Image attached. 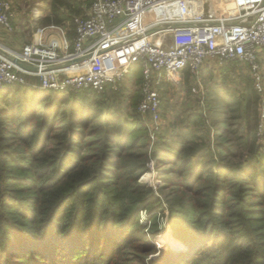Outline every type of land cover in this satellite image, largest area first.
I'll use <instances>...</instances> for the list:
<instances>
[{
	"label": "trees",
	"instance_id": "trees-1",
	"mask_svg": "<svg viewBox=\"0 0 264 264\" xmlns=\"http://www.w3.org/2000/svg\"><path fill=\"white\" fill-rule=\"evenodd\" d=\"M73 5L53 0L44 24L65 25L73 17L66 10L77 13ZM85 92L51 95L18 84L0 90V264H137L129 251H140L145 263L157 247L146 235L138 239L135 224L142 210L162 207L154 189L137 183L150 146L151 157L172 165L165 178L193 200L170 206V227L189 244L175 262L264 264V151L256 137L247 163H234L230 151L215 157L195 133L152 143L135 115L125 120L105 111L102 95ZM185 126L205 127L193 119ZM121 227L139 235L121 239Z\"/></svg>",
	"mask_w": 264,
	"mask_h": 264
},
{
	"label": "built area",
	"instance_id": "built-area-1",
	"mask_svg": "<svg viewBox=\"0 0 264 264\" xmlns=\"http://www.w3.org/2000/svg\"><path fill=\"white\" fill-rule=\"evenodd\" d=\"M222 1L93 0L87 15L75 18V36L65 52L57 43H30L11 55L0 54V90L18 84L102 95L140 65L137 110L157 128L166 82L179 83L184 71L199 82L211 61L244 65L261 96L262 135L264 0H233L230 10ZM15 18L13 2L0 0V25L12 32Z\"/></svg>",
	"mask_w": 264,
	"mask_h": 264
},
{
	"label": "rangeland",
	"instance_id": "rangeland-1",
	"mask_svg": "<svg viewBox=\"0 0 264 264\" xmlns=\"http://www.w3.org/2000/svg\"><path fill=\"white\" fill-rule=\"evenodd\" d=\"M11 1L16 13L13 22L14 30L12 32L4 30L0 34V40L3 39V41H0V54L6 55L21 50L4 47L2 45L4 42L7 45H12L17 41L23 46L31 43L28 35L37 32L39 27L42 26L37 25V21H40V24L44 23V19L51 14L53 0ZM70 1L74 3L73 9L77 10V13H74L72 9L66 10L73 16V20L69 21L71 26L69 33L74 35L75 18L86 16L93 0ZM225 1L228 2L227 4L231 3V6L223 5L224 9L233 8V0H224L222 1L223 4ZM23 28L29 32H24ZM224 68L225 66H220L216 61H211L202 70L203 75L199 82L187 74H182L177 84L166 82L162 91L164 104L162 107V120L160 125L156 126L157 128L153 126L148 117H144L137 111L142 82L141 69L139 68L133 67L131 73L119 84L117 89L110 88L105 94H102L100 105L105 111L114 113L125 120H132L135 115V118H138V121L146 128L152 143H156L160 136L178 140L180 139L177 137L178 132L195 133L201 139L202 136L207 139L208 146L212 148L211 153L215 157L220 153L228 155V151H230L237 155V157L233 156V159L231 158L234 163H247L251 158L250 149L255 137L256 143L259 146L262 145L264 151V133L258 135L261 96L255 89L247 67L244 65H231ZM31 81L37 83L36 79H31ZM49 93L55 95L56 92L49 91ZM70 93L87 94L88 92L73 91L67 92L66 95ZM248 107H250L249 110ZM188 119L203 120L205 127L203 129L187 127L185 121ZM223 128L227 130L223 131ZM222 144L226 145L227 148L222 150L219 147ZM147 151L149 154L148 170L140 175L137 183L154 189V192L162 200V207L156 212L153 209L142 210L139 222L135 225L140 226L142 232L138 239L142 236L143 240L149 237L150 241L157 247V251L148 254L145 263L138 261L143 256L140 251H129L128 253H134L135 256L133 257L138 262L137 264H179L175 262L174 256L182 255L184 257L183 254L189 250V244L174 235L169 222L171 217L170 206L175 199L185 196L189 199L186 206L192 205V196L181 190L173 180L169 181L165 178L166 172L170 171L172 167L169 161L165 159L160 161L151 157V146ZM169 175L175 177V172ZM195 200V203H199L203 199L202 197H196ZM124 204L130 205L127 199L124 200ZM199 212H202V207ZM208 219L209 216L203 214V220L208 221ZM257 221L259 222L254 227L256 231H259L260 228L257 227H260V218ZM125 229L127 228L121 227L117 229L119 232L115 234L119 233L121 239L123 233L126 234L124 237L129 238L139 235L135 230L127 232ZM165 252H168V255ZM99 259L88 264H100L101 260ZM134 264L136 263L134 262Z\"/></svg>",
	"mask_w": 264,
	"mask_h": 264
},
{
	"label": "crops",
	"instance_id": "crops-1",
	"mask_svg": "<svg viewBox=\"0 0 264 264\" xmlns=\"http://www.w3.org/2000/svg\"><path fill=\"white\" fill-rule=\"evenodd\" d=\"M37 25H42L41 27H39L37 32H34L32 34H29V40L31 41V43H41L44 45H51L53 43H57L59 45V47L61 48L62 52L66 51V45L67 43L69 45L72 44L74 35H70V30H71V26L69 24V22L65 23V25L62 26H56V25H47L44 23L40 24V21L36 23ZM4 30L6 31V29L0 25V34L1 32ZM24 32H29L27 29L23 28ZM7 35V34H6ZM0 41H3L0 40ZM5 41V39H4ZM10 41V40H9ZM9 43V42H8ZM2 45L4 47L10 48V49H15V50H22L23 49V44L18 43L17 41L14 42V44L12 45H7L4 43H2Z\"/></svg>",
	"mask_w": 264,
	"mask_h": 264
},
{
	"label": "bare ground",
	"instance_id": "bare-ground-1",
	"mask_svg": "<svg viewBox=\"0 0 264 264\" xmlns=\"http://www.w3.org/2000/svg\"><path fill=\"white\" fill-rule=\"evenodd\" d=\"M202 1H209V0H202ZM210 1H212V2H215V0H210ZM224 1V0H223ZM228 3V2H227ZM226 3V1L224 2V6H226V5H228V6H231V3L230 4H227ZM230 9H232V7L231 8H229L228 10H230Z\"/></svg>",
	"mask_w": 264,
	"mask_h": 264
}]
</instances>
